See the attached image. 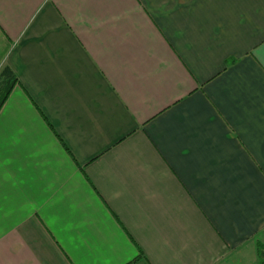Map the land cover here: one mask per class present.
Masks as SVG:
<instances>
[{"label": "crops", "instance_id": "1", "mask_svg": "<svg viewBox=\"0 0 264 264\" xmlns=\"http://www.w3.org/2000/svg\"><path fill=\"white\" fill-rule=\"evenodd\" d=\"M0 264H264V0H0Z\"/></svg>", "mask_w": 264, "mask_h": 264}, {"label": "trees", "instance_id": "2", "mask_svg": "<svg viewBox=\"0 0 264 264\" xmlns=\"http://www.w3.org/2000/svg\"><path fill=\"white\" fill-rule=\"evenodd\" d=\"M17 83L18 78L13 70L8 65H4L0 69V110Z\"/></svg>", "mask_w": 264, "mask_h": 264}]
</instances>
